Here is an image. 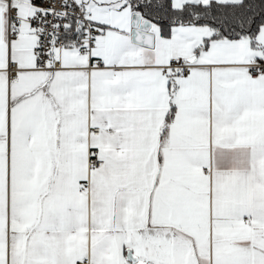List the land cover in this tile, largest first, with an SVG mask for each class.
I'll use <instances>...</instances> for the list:
<instances>
[{
  "label": "snow or ice",
  "instance_id": "6c2138e0",
  "mask_svg": "<svg viewBox=\"0 0 264 264\" xmlns=\"http://www.w3.org/2000/svg\"><path fill=\"white\" fill-rule=\"evenodd\" d=\"M0 264H264V0H0Z\"/></svg>",
  "mask_w": 264,
  "mask_h": 264
}]
</instances>
